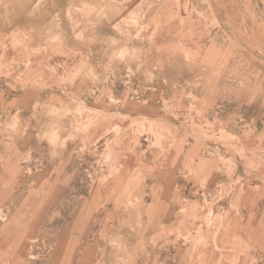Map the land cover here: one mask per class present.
<instances>
[{
	"label": "rangeland",
	"instance_id": "rangeland-1",
	"mask_svg": "<svg viewBox=\"0 0 264 264\" xmlns=\"http://www.w3.org/2000/svg\"><path fill=\"white\" fill-rule=\"evenodd\" d=\"M0 264H264V0H0Z\"/></svg>",
	"mask_w": 264,
	"mask_h": 264
}]
</instances>
